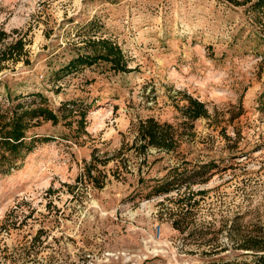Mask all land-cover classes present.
Segmentation results:
<instances>
[{
    "label": "rangeland",
    "instance_id": "1",
    "mask_svg": "<svg viewBox=\"0 0 264 264\" xmlns=\"http://www.w3.org/2000/svg\"><path fill=\"white\" fill-rule=\"evenodd\" d=\"M255 1L0 0V51L24 44L17 61L1 64L0 113L32 93L55 112L73 103L74 120L86 110V134L42 123L31 132L50 141L0 173V264L264 254V14ZM105 51L116 63L63 69ZM187 96L207 118L182 119ZM149 117L173 125L174 151L140 153L134 127ZM91 160L105 173L100 189L83 177ZM192 173L198 183L146 197L155 180Z\"/></svg>",
    "mask_w": 264,
    "mask_h": 264
},
{
    "label": "trees",
    "instance_id": "2",
    "mask_svg": "<svg viewBox=\"0 0 264 264\" xmlns=\"http://www.w3.org/2000/svg\"><path fill=\"white\" fill-rule=\"evenodd\" d=\"M252 10L255 12H263L264 0H256L251 4ZM24 44L21 40L5 46L0 51V72L3 70L1 65L3 62H15L23 53ZM108 51L103 53L94 52V54L80 55L72 60L63 69L67 71L75 70L76 68L90 63L93 59L103 58L116 63L114 56H110ZM112 57V58H111ZM88 64V65H90ZM113 69H117L119 64H111ZM28 99L16 97L11 99L6 108H1L0 113V173L8 174L11 170L17 167V163L23 160L27 155L31 154L40 143L50 141V137L33 134L31 130L39 127L42 123H50L56 126L63 123L70 131L77 135L86 134L85 130V107H78V120H74L73 113L75 110L74 104H62L57 111H53L46 104V99L41 93H32L28 95ZM186 104L180 107L182 119L186 122L193 123L200 118H207L208 111L205 104L191 97H186ZM75 123V129L73 125ZM134 143L141 148L140 153H145L149 148L158 151L169 153L178 147V138L175 128L169 123H160L152 117L140 120L134 127ZM91 157H95L91 153ZM106 160L100 164L105 165ZM83 177L88 180L95 188H102L105 178V173L102 174L96 162L92 160L85 164ZM79 177V180L81 179ZM199 176V173H192L186 178L177 179L174 177H165L162 181H154V184L149 187L146 197L148 196H165L172 191L179 190L181 182L190 180L191 184H195L194 177ZM178 177V176H177ZM82 180V179H81ZM174 229H179L176 222H172ZM209 264H264V254H256L251 260L247 261H218Z\"/></svg>",
    "mask_w": 264,
    "mask_h": 264
}]
</instances>
